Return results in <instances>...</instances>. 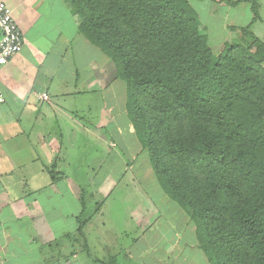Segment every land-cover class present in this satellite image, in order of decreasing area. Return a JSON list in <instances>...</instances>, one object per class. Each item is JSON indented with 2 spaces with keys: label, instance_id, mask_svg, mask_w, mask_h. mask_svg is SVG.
Listing matches in <instances>:
<instances>
[{
  "label": "trees",
  "instance_id": "obj_1",
  "mask_svg": "<svg viewBox=\"0 0 264 264\" xmlns=\"http://www.w3.org/2000/svg\"><path fill=\"white\" fill-rule=\"evenodd\" d=\"M68 1L113 62L140 147L207 261L264 264V42L215 53L187 0ZM81 205L78 236L91 216Z\"/></svg>",
  "mask_w": 264,
  "mask_h": 264
},
{
  "label": "crops",
  "instance_id": "obj_2",
  "mask_svg": "<svg viewBox=\"0 0 264 264\" xmlns=\"http://www.w3.org/2000/svg\"><path fill=\"white\" fill-rule=\"evenodd\" d=\"M0 1L10 8L23 43L28 41L24 34L36 19L48 17L54 11L63 12L61 27L55 25L59 33L54 38L47 30L42 40L51 45L49 49L58 51L59 59H54V63L61 65L69 60L66 66L71 73L58 88L57 80H51V76L56 77V71L54 68L49 71V67L55 66L50 58L38 60L37 65L19 62L21 50L0 69V264H210L198 247L196 236L180 234V229L184 228L180 219L169 216L171 221L167 215L166 225L157 223L161 216L157 212L155 220L152 218L145 226L150 229L143 228L141 235L130 237V240H119L117 235L107 237L98 229L92 232L95 224L90 227V218L83 225V236L75 234L81 200L85 210L88 202L96 203L101 199L104 203L113 191L110 185L115 184V180L120 181L113 171V164L121 160L120 153L109 165L111 173H105L97 182L94 177L88 178V182L85 180L86 183L78 178L68 180L78 174L83 176V172L86 178L89 175L88 170L82 168L80 157L85 141L83 134L93 136L97 128L107 127L108 134L113 136V139L102 136L97 139V147L103 145L105 148L101 154L93 155L96 158L110 153L111 147L121 142L123 129H126L124 138H134L131 143L134 142L136 149L132 154H145L146 162L147 153L142 152L124 112V83L123 99L118 97L121 93H116L117 102L110 104L106 98L107 82L102 77L104 64L109 59L80 35L79 20L74 18L68 1ZM187 1L212 51L220 52L229 43H249L253 36L264 42V0ZM72 46L74 57L67 58ZM72 60L83 62L80 64L83 73ZM39 66L47 69L40 73ZM38 75L48 77L56 87L45 84L39 88L34 80ZM117 80L114 78L112 83ZM42 93L47 94V99L40 97ZM114 136L120 140L114 141ZM124 152L130 157L127 148ZM84 161L89 162L90 158ZM86 167L90 165L86 163ZM111 178L114 180L110 183L107 180ZM58 202L66 209L60 217L56 215ZM150 202L148 212L151 211ZM126 209L129 214L137 210L136 206ZM122 221L124 226L131 225L127 219L122 218ZM157 225L159 231L149 233L153 227L158 230ZM183 240L187 241L188 251L178 245Z\"/></svg>",
  "mask_w": 264,
  "mask_h": 264
},
{
  "label": "rangeland",
  "instance_id": "obj_3",
  "mask_svg": "<svg viewBox=\"0 0 264 264\" xmlns=\"http://www.w3.org/2000/svg\"><path fill=\"white\" fill-rule=\"evenodd\" d=\"M68 3L70 5L69 1ZM29 16L31 18V15ZM74 18L78 19L75 13ZM63 19V12L56 13L55 11L51 12L48 17H41L36 19L33 27L28 29L26 34H24V36L28 37V41L26 43H23L21 52L19 53V62L28 61L29 64L34 63L35 65H37L38 60L42 61L43 59L50 58L52 64H55V66L49 67V71H51L53 68L56 71V77L54 78V76H51V80H57L56 82L58 83V88L60 87V82H65L63 81V79L66 78V75L68 77L71 75L70 67L68 65L66 66V63H69V60L68 62H64L61 65L54 63V59H59V55L57 54L58 51H55V49H49L51 45L47 44L46 40H42V37L45 36V32L48 30L49 34L55 38V35L59 33V29L55 25L61 27L60 22ZM55 27L58 30H56ZM80 35L83 36V34ZM218 52L215 51V53ZM74 54L75 51L74 47L72 46V48H69L67 51V58H69L70 55L71 58L72 56L74 57ZM102 55L103 57H106L104 53H102ZM72 62L74 65H77L78 69L83 73V65H80L83 62L80 60L76 62L72 60ZM35 67L37 68V66ZM39 69L40 73H43V69L46 70L47 68L45 66H39ZM102 77L105 79L104 81L107 82L106 98L108 97L107 99H109L110 104H114L115 101L117 102V97H115L117 95L116 93H118L119 95L124 87L122 86V81H120L119 79L115 81V83H112L113 79L116 78V68L113 62H111L110 60H106L104 64V73H102ZM34 80L39 88L44 87L45 84H52L51 87H56V85L53 84L51 80L48 79V77L43 78L38 75V77H34ZM118 97L120 99H123L122 93ZM88 98H90L91 102L92 96L90 95ZM68 101L69 104H71V98H69ZM120 105H123V102H120ZM107 130V127L102 130L100 128H97V131L93 132V136H87L83 134V139L85 141L84 146L81 147L82 154L80 155V157L83 160L82 168L85 169V171L88 170L89 175L86 178V174L85 172H83V176H80V174H78L76 178L69 177L68 179L69 181L71 179H79V181H82V183H86L85 180L88 182V178L94 177V182H97L98 179H102L101 176L105 173H111V171L109 170V165L112 163L113 158L117 157V154L120 153L121 160L113 164V171L115 172L117 177H120V181L115 180V184L110 185L111 187H113V191L108 195V200H106L104 203L101 199H99V201L96 203L88 202L86 214L91 215L90 227L95 224L94 227L96 228H93L92 232L96 233V230L98 229L99 233H105L107 237L117 235L119 240H125V238L127 240H130V237H138L139 235H141L143 232V228H147V230L150 229L145 226L149 225V221L152 218V220H155L154 218L156 217L157 212V214L161 215L157 220V223H163L164 225H166L167 219L169 218V216H171L170 218L174 217V219L176 218L181 220V225L182 227L184 226V228L180 229V234H184L188 237L192 234L195 235V227L193 223H188V216L185 214L184 210L179 205H177L176 202L171 201L169 197L164 193L154 176V172L152 171L150 164L148 163V161L145 162V154L137 153V156H134L132 154V151L136 149V146H134V142L131 143V140H133L134 138H124L126 129H123L122 132H120L121 140L119 139V137L116 138V136H114V141L120 140L121 142L118 143L116 147H111L112 151L110 150V153L105 152V154H103L99 158L93 156H97V153L101 154V151H103V149L105 148L103 147V145H99L97 147V139L100 138V136L113 139V136L111 134H108ZM124 143L126 146L124 145ZM125 148H127V150L131 152L130 157L128 153L125 154ZM137 149H139V146ZM88 157L90 158V161L85 162L84 160L88 159ZM86 163L90 165L89 168L86 167ZM130 165L131 167L130 169H128ZM92 166H94V168H92ZM112 180L114 179L111 178L107 181L111 183ZM87 185L89 186V183H87ZM93 185H90V187H93ZM106 186L108 185L106 184ZM100 196L102 197L104 195ZM62 197L64 198L65 195H63ZM149 201L152 202H150V212L147 211V209H149V207H147V205H149ZM56 204V215H58L59 217L63 216L64 212H66V209H63L62 202H58ZM68 206L70 207V205ZM128 206H136V212L134 214H129L128 209H126ZM69 211L70 209H68V212ZM122 218L127 219L131 225L128 227L124 226ZM111 220H113L114 223ZM170 220L173 221L172 219ZM101 223L102 225H100ZM97 224H99L100 227H98ZM175 224L177 225L178 223ZM157 229L158 230L153 227L151 228L149 233H157L159 231V226ZM183 229L185 231H183ZM89 232L91 231L89 230ZM178 245L184 251L189 250V247H186L188 245L187 241L185 240L180 241Z\"/></svg>",
  "mask_w": 264,
  "mask_h": 264
},
{
  "label": "built area",
  "instance_id": "obj_4",
  "mask_svg": "<svg viewBox=\"0 0 264 264\" xmlns=\"http://www.w3.org/2000/svg\"><path fill=\"white\" fill-rule=\"evenodd\" d=\"M22 33L10 8L0 1V69L22 48ZM47 99V94L40 95Z\"/></svg>",
  "mask_w": 264,
  "mask_h": 264
}]
</instances>
